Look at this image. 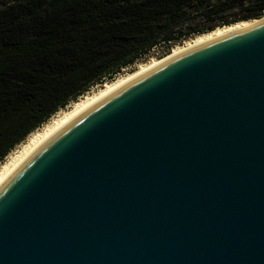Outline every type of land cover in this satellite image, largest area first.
I'll list each match as a JSON object with an SVG mask.
<instances>
[{
  "label": "water",
  "instance_id": "water-1",
  "mask_svg": "<svg viewBox=\"0 0 264 264\" xmlns=\"http://www.w3.org/2000/svg\"><path fill=\"white\" fill-rule=\"evenodd\" d=\"M152 48L0 163V264H264V15Z\"/></svg>",
  "mask_w": 264,
  "mask_h": 264
},
{
  "label": "trees",
  "instance_id": "trees-1",
  "mask_svg": "<svg viewBox=\"0 0 264 264\" xmlns=\"http://www.w3.org/2000/svg\"><path fill=\"white\" fill-rule=\"evenodd\" d=\"M263 15L264 0H0V163L155 46Z\"/></svg>",
  "mask_w": 264,
  "mask_h": 264
},
{
  "label": "bare ground",
  "instance_id": "bare-ground-1",
  "mask_svg": "<svg viewBox=\"0 0 264 264\" xmlns=\"http://www.w3.org/2000/svg\"><path fill=\"white\" fill-rule=\"evenodd\" d=\"M257 21L258 20H255V19H252V20L247 19V20H242V21H238L235 23L227 24V25L217 26L216 28H213V30H211V31L203 32L201 34H197L196 36H218V37H221V36H224V35L229 34L231 32L241 30V29L257 22Z\"/></svg>",
  "mask_w": 264,
  "mask_h": 264
},
{
  "label": "rangeland",
  "instance_id": "rangeland-1",
  "mask_svg": "<svg viewBox=\"0 0 264 264\" xmlns=\"http://www.w3.org/2000/svg\"><path fill=\"white\" fill-rule=\"evenodd\" d=\"M234 13H235V11L231 12V14L229 13L228 16L233 17V16H234ZM249 20H252V19H249ZM196 35H197V34L192 35V36H196ZM16 146H17V145H16ZM16 146H15V147H16ZM15 147H14V148H15ZM14 148H13V149H14ZM13 149H12V150H13ZM12 150H11V151H12ZM11 151H10V152H11Z\"/></svg>",
  "mask_w": 264,
  "mask_h": 264
}]
</instances>
